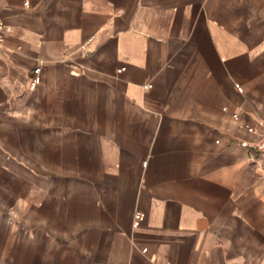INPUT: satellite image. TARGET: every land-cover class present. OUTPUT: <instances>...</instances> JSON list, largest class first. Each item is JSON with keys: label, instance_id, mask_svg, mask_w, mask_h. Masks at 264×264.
I'll use <instances>...</instances> for the list:
<instances>
[{"label": "crops", "instance_id": "crops-1", "mask_svg": "<svg viewBox=\"0 0 264 264\" xmlns=\"http://www.w3.org/2000/svg\"><path fill=\"white\" fill-rule=\"evenodd\" d=\"M0 18V264H264V0Z\"/></svg>", "mask_w": 264, "mask_h": 264}, {"label": "built area", "instance_id": "built-area-1", "mask_svg": "<svg viewBox=\"0 0 264 264\" xmlns=\"http://www.w3.org/2000/svg\"><path fill=\"white\" fill-rule=\"evenodd\" d=\"M3 38V22L0 18V41ZM89 41V39L86 41V43ZM40 67L36 66L32 74L30 76V87H34L38 80V73H39ZM149 86V85H148ZM263 128H264V122H263ZM248 147V155L250 159L255 158L258 154L264 152V136L256 143L254 144H246ZM139 212H136L134 219H137L139 217Z\"/></svg>", "mask_w": 264, "mask_h": 264}, {"label": "bare ground", "instance_id": "bare-ground-1", "mask_svg": "<svg viewBox=\"0 0 264 264\" xmlns=\"http://www.w3.org/2000/svg\"><path fill=\"white\" fill-rule=\"evenodd\" d=\"M3 28H4V26H3Z\"/></svg>", "mask_w": 264, "mask_h": 264}]
</instances>
